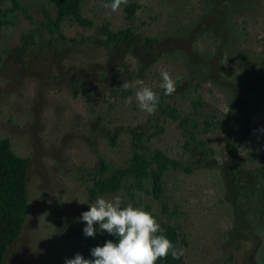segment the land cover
Listing matches in <instances>:
<instances>
[{"label":"rangeland","instance_id":"obj_1","mask_svg":"<svg viewBox=\"0 0 264 264\" xmlns=\"http://www.w3.org/2000/svg\"><path fill=\"white\" fill-rule=\"evenodd\" d=\"M111 3L82 0V25L47 0H0V139L27 162L2 264L74 258L100 196L151 212L177 264H264V0ZM136 79L154 114L122 87Z\"/></svg>","mask_w":264,"mask_h":264},{"label":"clouds","instance_id":"obj_2","mask_svg":"<svg viewBox=\"0 0 264 264\" xmlns=\"http://www.w3.org/2000/svg\"><path fill=\"white\" fill-rule=\"evenodd\" d=\"M128 0H112L105 4L113 12L127 5ZM161 88L165 95L176 92V81L168 71L161 72ZM133 85L138 86L136 100L141 110L154 114L158 109L160 97L151 88L145 86L142 79L124 82L122 87L127 90ZM129 97L126 103H131ZM80 219L86 223L83 233L86 237H95L99 225L101 233L107 232L117 238L107 240L103 246L91 249L92 259H85L77 253L74 258L66 259L65 264H156L159 259H166L169 254L173 259H180L184 250L175 247L170 239L163 235V229L156 217L143 208L134 207L129 203L122 207L120 196L114 199L97 197L89 210L82 212Z\"/></svg>","mask_w":264,"mask_h":264},{"label":"trees","instance_id":"obj_3","mask_svg":"<svg viewBox=\"0 0 264 264\" xmlns=\"http://www.w3.org/2000/svg\"><path fill=\"white\" fill-rule=\"evenodd\" d=\"M4 1V0H2ZM18 5L19 0H11ZM56 10V16L59 19L69 16L77 23L89 24L87 17L81 13L82 0H47ZM133 7V5H132ZM131 32H122L113 35L117 40H123L128 37ZM144 162L140 169L137 170L138 178L147 174L146 165H149L143 158L138 156ZM26 159L18 157L11 149L7 139H0V264L3 263V257L9 245L17 238L21 232L26 206H27V188H26ZM103 184H105L102 181ZM109 186V185H105ZM112 186V185H111ZM264 206V202L262 203ZM262 205L260 207V215L263 217ZM262 220V219H261ZM264 221V220H262ZM87 238L86 247L79 251L85 259H92L91 249L96 246H103L107 240L117 238L106 233H96L95 237ZM156 264H177L166 259L157 260Z\"/></svg>","mask_w":264,"mask_h":264}]
</instances>
